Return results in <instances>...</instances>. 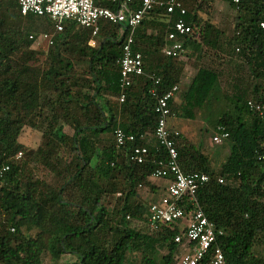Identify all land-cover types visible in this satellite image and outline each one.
<instances>
[{
    "label": "trees",
    "instance_id": "trees-1",
    "mask_svg": "<svg viewBox=\"0 0 264 264\" xmlns=\"http://www.w3.org/2000/svg\"><path fill=\"white\" fill-rule=\"evenodd\" d=\"M141 1L132 0L131 8L139 9ZM180 1L194 27L184 38L183 56L203 60L209 49L231 69L204 61L170 101L169 127L180 131L179 163L186 173L210 176L198 201L223 232L219 242L227 264H264V161L259 158L264 117L247 105L248 100L264 103V0H225L237 11L230 36L200 16L203 5L211 9L215 0ZM96 4L116 6L112 0ZM179 17L158 6L135 30L133 48L142 54L145 71L161 78L160 93L182 81L186 62L163 52ZM52 27L45 16L23 15L17 0H0V165H10L0 194V264H45V252L54 261L74 254V264H127L136 251L139 264H175L180 246L174 237L181 229L177 224L151 229L152 202L141 195L142 188L157 192L150 178L166 158L153 136L158 118L156 98L148 92L152 79L136 77L119 100V60L128 30L102 20L93 36L91 28L66 21L38 62L30 35ZM92 39L97 44L91 45ZM214 100L221 104L211 125L214 132L219 125L229 131L223 143L230 147L227 157L211 153L202 131L186 123ZM118 127L148 147L144 163L130 161L129 148L117 147ZM26 128L41 134L38 146L20 140ZM19 152L23 155L16 158ZM181 206L186 213L193 208L187 200ZM162 249L167 253L158 258Z\"/></svg>",
    "mask_w": 264,
    "mask_h": 264
},
{
    "label": "built area",
    "instance_id": "built-area-1",
    "mask_svg": "<svg viewBox=\"0 0 264 264\" xmlns=\"http://www.w3.org/2000/svg\"><path fill=\"white\" fill-rule=\"evenodd\" d=\"M132 0H113L115 8L98 6L96 0H17L23 15L34 14L45 16L54 23L55 32L64 29V23L74 20L80 25L92 29L93 36L100 30V22L108 20L119 23L124 30L123 56L119 60L121 75L120 101L123 102L134 79L146 76L152 79L148 92L156 98L155 112L157 126L153 133L160 150H164L166 158H162L152 177L168 178L167 192L159 200L151 203L149 226L158 229L160 225H174L184 227L174 237V242L182 248L175 264H227L223 248L219 242L222 231L217 232L215 225L204 213L198 201L199 188L210 180V176L202 172L186 173L180 166L177 141L180 131L169 127V118L173 115L170 101L181 90L176 84L167 91L160 93L161 78L148 74L144 68V59L139 51L134 50L135 30L142 23L144 16L158 6H162L170 14L180 13V17L172 23V29L167 36L164 54L168 57L181 58L184 54V38L194 34V27L184 18L186 9L180 0H142L141 6L133 10ZM238 2L239 0H235ZM264 27V24H263ZM35 44L45 42L47 46L55 43V33L42 32L39 35H30ZM249 109L264 117V103L248 100ZM230 136L223 125H219L212 136L214 144L221 145ZM141 137H143L141 135ZM114 138L118 148H129V160L135 163H144L150 152L146 145L137 144V136L121 127L114 130ZM23 155L19 152L16 158ZM264 161V150L260 154ZM10 165H0V194L5 185V177ZM220 182H224L222 178ZM189 202L192 210L185 212L181 203ZM129 218V217H128Z\"/></svg>",
    "mask_w": 264,
    "mask_h": 264
},
{
    "label": "rangeland",
    "instance_id": "rangeland-1",
    "mask_svg": "<svg viewBox=\"0 0 264 264\" xmlns=\"http://www.w3.org/2000/svg\"><path fill=\"white\" fill-rule=\"evenodd\" d=\"M215 5H213L211 7V9L209 7H207V4L203 5V8L200 12V16L203 19H212V21H214L215 23L221 25L222 28H224L228 35L230 36L232 34V29L234 26V16L237 13L236 10H234L232 7H230V5L228 4L227 1L225 0H215ZM197 29L196 32V39L197 40H201V36L203 33V26H195V30ZM52 31H53V27H52ZM41 32V31H40ZM54 33V32H52ZM41 43V42H40ZM37 43V49H38V62L43 60V55L42 53L46 52V50H48V47L46 45L45 42H42V44ZM40 49V50H39ZM41 54V55H40ZM186 56V55H185ZM185 56H182L183 58H181L182 60H184V62H186L185 67L183 69V80L181 81L182 84L180 83V88L181 91H184L189 82L191 81L193 75L195 74L196 71V67L205 62H210L213 65L222 68L224 71L230 70L231 68H229V65H225L224 63H222L223 61H221V59L218 58L219 53L209 50L207 51V56L206 59L203 58V60H199V58H193V59H189ZM223 58V57H222ZM213 61V62H211ZM204 62V63H205ZM226 79L223 80V83H226ZM220 104L218 100H214L213 105L210 108H204L201 109L200 112L197 114V119L196 120H187L186 123L189 124V126L194 127L196 130L202 131V134L204 135V140H205V144L207 145L208 149L210 150L211 153H216V152H223L222 153V157H227L230 154V147L229 144H214L212 142V136L214 134V130H213V126L211 125V121L213 119V117H215V115H217V110L216 106L220 109ZM21 141H26L27 144L29 145H34V146H38L41 140V134L39 132H35L33 130H31L30 128H26L25 131L23 132V136L20 138ZM217 162L215 161L214 164H216ZM157 193H153L150 192L149 190L142 188L141 189V195L142 197H144L147 200H151L154 199L155 201L158 200L156 199L157 197L154 196ZM162 193L157 194L159 197H161ZM150 198V199H149ZM153 200V202H154ZM184 227L183 224H181L180 228L182 229ZM34 228L31 227L30 232L34 233ZM183 247H180V250L176 253V258L177 256L181 255V251H182ZM167 253V250L162 249L159 251L158 254V258H160L161 255ZM129 258H130V262H128L127 264H139L140 263V258H141V254L140 252H130L129 253ZM43 259L45 264H74L77 262V257L74 254L68 253V254H64L61 256L60 259L58 260H52L51 259V255L48 252H45L43 255Z\"/></svg>",
    "mask_w": 264,
    "mask_h": 264
},
{
    "label": "crops",
    "instance_id": "crops-1",
    "mask_svg": "<svg viewBox=\"0 0 264 264\" xmlns=\"http://www.w3.org/2000/svg\"><path fill=\"white\" fill-rule=\"evenodd\" d=\"M98 3H102V2H104V1H108V0H96ZM113 1V0H112ZM51 32H54L55 33V35L56 34H58L59 32H55V28L53 27V31H51ZM90 44L91 45H95V44H97L96 43V40L95 39H92V40H90ZM33 47L34 48H37V45L36 44H34L33 45ZM181 58H183V57H181ZM182 80H183V76H182ZM181 84H182V82H181ZM120 100V99H119ZM121 102V101H120ZM149 141L151 142V143H154L155 142V140L154 139H152L151 137H149ZM24 142H26V141H24ZM150 180H151V182L153 183V185L154 186H156L157 187V194H160V193H162L161 195H164L166 192H167V186H168V182H169V179L168 178H156V177H151L150 178ZM154 195V196H156L157 198L156 199H158L159 200V196L158 195ZM150 199V198H149ZM153 200L154 199H151V202H153ZM155 201V200H154ZM157 201V200H156Z\"/></svg>",
    "mask_w": 264,
    "mask_h": 264
}]
</instances>
